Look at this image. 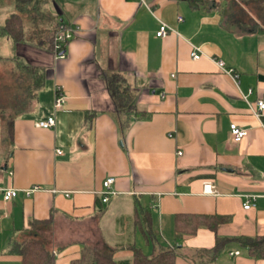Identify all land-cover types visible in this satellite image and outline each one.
Here are the masks:
<instances>
[{
  "label": "crops",
  "instance_id": "0c3cea01",
  "mask_svg": "<svg viewBox=\"0 0 264 264\" xmlns=\"http://www.w3.org/2000/svg\"><path fill=\"white\" fill-rule=\"evenodd\" d=\"M41 10L77 30L63 57L0 34V62L46 70L12 136L0 119V264H23L15 248L30 231L55 264L88 247H108L120 264H132L137 248L147 256L172 248L176 264H264L242 241L264 236V32L252 27L260 20L239 22L225 0H45ZM16 11V0H0V26ZM162 22L173 28L165 37ZM114 74L132 91V109L115 110ZM58 86L68 96L60 109ZM49 116L54 126L37 125ZM231 123L248 129L239 142ZM109 176L114 193L104 201ZM206 183L216 192H204ZM7 188L17 195L6 200ZM192 214L227 219L179 236L178 217Z\"/></svg>",
  "mask_w": 264,
  "mask_h": 264
},
{
  "label": "trees",
  "instance_id": "16d2710c",
  "mask_svg": "<svg viewBox=\"0 0 264 264\" xmlns=\"http://www.w3.org/2000/svg\"><path fill=\"white\" fill-rule=\"evenodd\" d=\"M205 7H214L216 0H190ZM230 7L237 13L239 22H242L244 16L254 15L260 22H255L253 28L257 32H264V0H225ZM18 11L10 14L3 26H0V34L7 35L16 43L36 42L38 45L46 48H53L54 37L60 22L54 24L51 18L41 10V4L45 0H16ZM41 11V12H40ZM46 22V28L40 26V21ZM26 21L32 23V29L26 31ZM66 23V22H65ZM67 25H70L66 23ZM71 26V25H70ZM14 70H19L30 78L28 83L20 84L19 91L16 93L17 98L22 103L17 104L18 109L13 113L7 114L3 109L0 111V119L6 123L10 135H13V123L15 114L20 113L29 105L28 100L37 94L45 82L46 70L31 66L29 64L21 65L17 63ZM108 88L112 94L116 111H124L135 107L134 95L129 87L124 84V80L119 75H111L108 78ZM16 112V113H15ZM227 219L221 215H184L180 216L176 222V230L179 236L184 234H194L201 227H208L212 230L217 229L218 225ZM243 243L249 247L250 253L255 257H264V236L263 237H244ZM219 243V241H218ZM22 255L23 264H55V256L52 249L48 246L36 231H30L15 248ZM176 252L174 249H166L157 255L147 256L140 249L134 250L132 264H176ZM70 264H120L113 256L112 251L108 248L88 247L84 250L81 257L73 260Z\"/></svg>",
  "mask_w": 264,
  "mask_h": 264
},
{
  "label": "built area",
  "instance_id": "2783aa9c",
  "mask_svg": "<svg viewBox=\"0 0 264 264\" xmlns=\"http://www.w3.org/2000/svg\"><path fill=\"white\" fill-rule=\"evenodd\" d=\"M178 20L181 21L183 20V17L179 16ZM77 30V27H72L70 25H67L65 22H60L58 25V28L56 30L55 33V37H54V45H53V49L56 53L57 57H63L66 54V48L67 45L69 43V41L74 38L75 36V32ZM170 30H173L172 27H170L168 24L163 23L161 24L160 28L157 31V35L161 36V37H165L168 32ZM191 55L194 59H199L204 55V51L202 50V48L200 46L197 45H193V50L191 52ZM217 62L219 64V66L221 68H223L224 70H226L227 72L231 73L233 71V69H225L224 68V61L222 59H217ZM165 92L162 93V97L165 96ZM67 95L63 89L62 86H58L57 90H56V97H55V107L60 109L63 108L66 104L67 101ZM258 108L259 109H264V101L260 100L258 101ZM56 123V119L53 116H49L46 119H42L39 120L37 122V125L40 127H44V128H49L54 126ZM230 129H231V135H232V139L236 142L241 141L247 134H248V129L244 128V127H240L239 125H237V123H231L230 125ZM58 153H62L61 150L57 151ZM179 153L181 154L182 152L179 151ZM115 182V177L113 176H109L104 180V201H107L109 199V195L114 193V190L112 189V185ZM42 187L41 185H33L32 187L28 188L25 190L27 195H30L31 193L40 190ZM204 192L206 193H215L216 189H215V185L212 183H206L204 185ZM18 193V190L16 188H7L4 191V198L6 200L16 196ZM253 206L252 201L249 199L246 201V203H244V207L246 209H249L250 207ZM237 253H239L237 251Z\"/></svg>",
  "mask_w": 264,
  "mask_h": 264
},
{
  "label": "rangeland",
  "instance_id": "374dc122",
  "mask_svg": "<svg viewBox=\"0 0 264 264\" xmlns=\"http://www.w3.org/2000/svg\"><path fill=\"white\" fill-rule=\"evenodd\" d=\"M14 0H6V2H12ZM7 14V13H6ZM0 23L1 19H0ZM40 26L46 28V22L44 20H41ZM7 40V39H6ZM6 40L5 45H6ZM8 45V44H7ZM4 46V45H3ZM0 50H2L1 44H0ZM22 61V60H21ZM17 63L13 61V59L10 60H4L3 62H0V111L3 109L5 112V116L9 114L10 112L13 113L14 110L18 109V105L21 102V99L17 98L16 93L19 91V83L20 84H26L30 80H34L33 78L30 80L26 79V75L24 76L23 73L19 70H14V66ZM1 113V112H0ZM16 113V112H15ZM113 207L112 205L107 204L106 205V211L109 210V208Z\"/></svg>",
  "mask_w": 264,
  "mask_h": 264
}]
</instances>
